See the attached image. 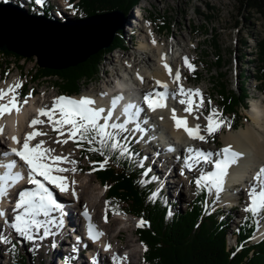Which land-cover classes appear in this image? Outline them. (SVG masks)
<instances>
[{
	"label": "bare ground",
	"instance_id": "6f19581e",
	"mask_svg": "<svg viewBox=\"0 0 264 264\" xmlns=\"http://www.w3.org/2000/svg\"><path fill=\"white\" fill-rule=\"evenodd\" d=\"M143 7V3L138 5L135 9V15L142 14L141 8ZM8 19L14 18L0 14V21L12 23ZM145 23H147V21L141 19L136 23V26L141 30V33L139 45L135 47V52L128 51V53H121L120 57L123 59L121 64L113 58L109 59L111 60V64H113V74H107L103 78L100 86H90L80 94L69 96V98L80 99L82 97H90L97 101V107L107 109L110 107V102L113 97L123 95L124 100L121 101L120 105L116 108L114 118L115 116H119V119L116 120V122L124 123L126 121L125 116L122 114L124 105L133 103L139 107H143V104L141 105L140 102H145V105L148 106L147 102L144 100L146 94L165 93L166 107H157L155 111L148 107L147 111L145 109L138 115V118H134L135 125L133 126V129H136L137 125H139V128L141 129L135 131V134L141 136L140 139L144 144L142 146H146V148L148 146V156L150 155V158L151 154L154 156L152 158V160H154L153 164L159 165L157 164L159 162L163 168L162 171L164 172V175L167 174V176H171L172 173H175L178 177L173 179L175 181V186L182 189L188 181L184 176L185 172L193 171V169L197 168L214 172L216 169L212 166V163L224 158L222 150L225 148L231 147L232 151L241 153L242 155L237 159L236 163L229 166L228 175L224 181V203H226V207H231L235 201H242L240 193L232 188L237 184L241 187V183H244L247 187L246 192L249 193L252 187L257 184L254 177L261 168H264V97L260 102H255L252 109H249L250 119L248 122L237 129H228L223 135V147H214L210 144L213 133H205V129H207L206 122H204L198 110L194 107L193 112H186L184 109L188 105L180 103L181 100L188 99V97L180 95L181 86H183L185 90H199L203 95L201 89L187 86V81L189 79L186 73L187 65L185 64V58H187L188 61L190 60L192 55L190 54L191 50L185 48L186 45L182 46L180 41L160 40L155 34V29L152 28V25H147L148 23ZM42 36L43 37L35 35L34 38L47 44L51 50L52 48L57 49V52H60L65 59H71L78 56L82 49L86 50L89 46H95L104 38V35H101L97 39H94L91 44H83L82 48L77 49L73 44L72 46H70V44L68 45V42H66L67 35H63L62 37L50 35ZM45 44L44 46H46ZM53 53L55 55V60L62 62V58L57 57L55 52ZM136 53H139V56L133 58ZM39 60L40 58H38V61ZM147 63L149 64L147 65ZM165 63L172 68V75H169L168 70L164 67ZM177 70H179L181 78L178 82H174L175 72ZM140 77H143V82ZM157 81L166 84L167 87H161L157 84ZM14 82L15 79L10 80L6 86L2 87V89L5 91L8 90L12 84L14 85ZM101 93H107L108 95L102 97ZM48 97H46V99H42L43 97L37 99L35 94H32L31 97L27 99V104H21L22 111L19 114L13 112V114L4 116L0 119V126H3L4 129L3 133L0 134V146L4 148L2 149V147H0V154L10 151L11 148H20L21 145L15 143L12 140V137L15 136L19 138L21 144L23 143L26 135L34 130L30 127V122L32 119L39 116L38 109L52 108L57 97L68 96L57 94L55 97L52 96V99L51 97ZM153 98L157 99L158 97L154 96ZM198 98V96L192 97L197 103ZM173 109H175L177 117L187 118L188 127L195 128L196 125H199L200 135H203L205 139H192L183 127L177 129L176 123L172 119ZM197 116H199V119H196ZM39 118L46 120L47 117L40 116ZM109 123H111V121H109ZM42 127L43 125L36 126L38 130L44 132ZM50 134L39 137L37 136L38 138L36 137L32 140L31 144L35 145L39 141H45L44 147L55 149V152L53 153L54 155L67 157L69 161H75V163H62L59 165L60 167L69 169V171L59 173V175L67 178L65 182L68 189L67 191L61 192L58 188H53V186L47 185L53 190L54 198L62 207L53 210L48 216H44L41 213L38 215V218H41L42 220L46 219V222H51L54 224L53 226H55V224L61 219L60 216H63L65 213V220L62 228H68L70 232L74 230V233H76L77 230H86L88 227V231L85 233H89V235H82L80 232L75 234L74 240L71 241L75 247V252L77 253V250H80L79 253H82L80 247L77 246V239L81 237L83 242L91 248V252L88 256L89 260H91V253H95L96 257H98L96 260L97 262L95 261L94 264H146L145 262H142V255L139 252V249H137L136 242L138 240L134 237L135 231L132 229V225H127L135 220L134 216H130L129 218L127 214L119 217L114 216L113 218H105V206L100 204L101 201L98 202L103 185H100V181L98 182L97 179L94 178V175L92 176L89 174V167L85 168L82 162L78 161V155L74 151V148H71L72 145L70 142L66 144L62 142L56 143L57 140L49 139ZM155 138L159 139L157 145L160 149L153 148L154 145L152 142ZM174 138L177 139V142L172 140ZM131 141L134 142L133 139H131ZM75 144L76 143L73 142L74 146ZM166 144L171 147H177L179 150L171 155L168 151H165ZM189 148L200 150L204 153H211L213 155V161L205 162L201 160L198 164H193L191 169L188 168L187 164L192 163V161L187 158L193 155V153L187 151ZM12 157L17 159V167L13 172H22L28 176L29 170L27 166L23 161L19 160L18 157L14 155H9L8 157L0 155V161L8 160ZM178 159H180V161ZM177 160L179 161L178 165ZM168 161L170 162V165H167ZM6 163H9V161L5 162V164ZM169 167H171V169H169ZM72 169H75V171H72ZM6 171L7 169L0 168V175L4 174ZM37 178L42 179L40 177ZM9 183H11V181ZM45 183L47 184V182ZM35 188L36 186L30 182L21 186L17 182L12 186L9 189V195L0 200V211L5 213V215L0 216V218L4 221L9 220L11 212L13 217L22 214L23 210H16V204L11 205L8 198L14 197L15 191L22 192L25 190H35ZM257 191L259 190L257 189ZM55 193L60 197L68 199L67 202L70 203L68 204L67 202L57 199ZM104 197L106 198V196ZM8 211L10 212L8 213ZM85 212L87 213V216L85 215ZM69 224L72 229H69ZM90 224L95 227L96 232L103 233V235H100L98 239H93L92 234L89 232ZM123 224H126V226L118 231ZM136 228L138 229L139 227L136 226ZM258 232L264 234V227L263 230L260 229ZM258 232L255 234V237ZM47 233L49 236H52L54 232L52 229H48ZM257 237L260 236L258 235ZM90 241L95 242V248L91 247ZM56 242L58 250H61V241L56 240ZM53 246L55 249L56 245ZM108 246L111 247L108 248ZM68 248L70 251H73V247H67V249ZM128 248H131L130 251H128V253L124 252L125 249ZM113 257H126V259L114 260ZM72 258L71 261L73 262L74 257Z\"/></svg>",
	"mask_w": 264,
	"mask_h": 264
},
{
	"label": "rangeland",
	"instance_id": "374dc122",
	"mask_svg": "<svg viewBox=\"0 0 264 264\" xmlns=\"http://www.w3.org/2000/svg\"><path fill=\"white\" fill-rule=\"evenodd\" d=\"M0 1L33 9V4L30 2V0ZM51 2L55 8L51 9V14L54 19H62V21H67L78 18V12H75L74 9H68L67 6L69 4L67 2L65 3L64 0H51ZM75 2L78 3V0H75ZM141 3L144 4V7L141 8L142 14L146 13L149 21H147L148 24H145L152 25V28L155 29V34L160 40L180 41L182 46L186 45L185 48L191 50L190 54L192 55L188 63L192 64L193 68H197L199 70L201 74V80L195 81L194 79H191L190 70L192 69H190L188 64L185 63L187 65L186 73L189 79L187 81L189 82L187 83V86L192 88L197 87L203 91V106L196 109L201 114L204 122H206V134H209L208 120L206 117H208L209 113H211L213 110L218 112L216 105L217 99H220V96L217 93V90L219 89V82L221 79L228 85L229 88H234L239 91L240 87L244 84V87H246L248 90L246 99L248 100L249 94H251L250 96H256V99L251 100L252 108L255 102H260V100L264 97L261 94V90L264 91V84L259 78V75H261L260 70L262 68V60L261 56L259 55V51L257 50L258 43L261 40H264V18L257 13L253 14L243 10L240 8L239 3L236 0H140L132 11L128 12L127 15L124 14L125 17L122 21L123 27L116 32V35L119 34L123 40L122 46H120L121 48L116 47L111 52L105 54V56L102 58V62L100 63V71L96 78L87 83H83L81 85L79 94L90 86H100L102 84L103 78L107 74H113V64H111V60L109 59L113 58L118 61L119 64H121L123 62V59L120 57L121 53H128V51L135 52V47L139 45L141 33V30L137 28L136 23L139 22L140 19L145 20L141 17L142 14L134 15V13L136 14L135 9ZM34 8H37V6H34ZM38 14L40 13L38 12ZM152 16H157L158 20L154 21ZM161 23L165 24V28L163 30H161L157 25ZM214 39L217 46L214 45ZM217 48H219V52H221L222 56V62L220 66L216 64L218 57ZM138 56L139 53H136L134 54L133 58H137ZM148 64L149 63H147V65ZM38 67H41V65L39 64L36 55H22V58L18 59L17 57L1 54L0 75L2 74L4 76V80H0V89L6 86L10 80H16L18 77L20 78L16 83L21 86L27 80L29 81L31 74L35 72ZM58 82L59 78L56 76L44 77L40 80H36L35 82L31 81V85L26 97L23 99H20L19 97L18 98L22 102L24 99H29L32 93L35 94L37 99H41L42 97V99H46L48 96V98L51 97L52 99L57 94L61 96H67L66 93L62 91V88ZM45 89L49 91V94H45L43 92ZM15 91L17 96L20 95V92H18L17 89H15ZM199 99L200 97L198 98V102ZM252 108H242V113L245 116V119L241 125L247 123L250 119L249 109ZM220 116H222L221 112L219 113V117ZM216 120H218V118H216ZM213 126H215V121L213 122ZM42 129L47 134H50L51 132L49 136L50 140L62 141L68 137L66 132L64 135H61L60 132L54 131L52 125L47 122L43 124ZM228 129H230V127L227 126L223 132L221 131L220 135L218 136L219 138H216L214 132L211 136L210 144L214 147H223V135L228 131ZM139 137L141 138L140 135ZM68 142L71 143V148H74V151L77 153L78 161L82 162L85 168L89 167V174L92 176L94 175V178L97 179L95 169L92 166L93 162L88 161V159L81 154V147H77V142L74 140H68ZM73 142L76 143L75 146L73 145ZM139 148L141 150L140 157L147 165L145 172L156 177V186L161 187L166 191L167 198L170 203L173 204V207H181L185 209L187 203L193 198L194 195L193 184H195L202 175H206L211 172L205 169L201 170L199 168L193 169V171H187L184 173V176L188 180L187 183L184 185L183 189L177 188V186H175V181L173 180L178 178L176 174L172 173L171 176H167V174L164 175V172L162 171L163 168L160 163L158 162L157 164L159 165H154V160H152L154 156H152V154L151 158L150 155L148 156V146L147 148L146 146H140ZM142 148L144 150H142ZM2 149L4 148L2 147ZM178 160L180 161V159ZM178 160L177 165L179 164ZM212 161L213 155H211V162ZM167 165H170L169 161L167 162ZM212 166L215 168V163H212ZM169 169H171V167H169ZM232 189H235L238 193H240L242 201H235V203H240V205H238L235 209L226 207V203H224L225 192L223 190L221 191L223 193L222 197L221 192L218 195L216 194L218 198L220 197L216 208H219L221 213L220 215L223 214L229 219L230 233H227V243L230 242V244L235 245L237 244V236L234 235V231L238 228L241 220L245 217L247 211L244 210V207L250 204L251 199L249 197V193L241 188L238 184ZM214 190L215 189H212L213 192ZM212 191H210L211 194ZM55 197L63 202L68 201V199L60 197L56 193ZM100 201V204L105 206V202L107 200L104 196L100 197L98 202ZM67 203L69 204L70 202ZM9 212L10 211H8V213ZM64 214L63 216H60L61 219L57 224H55V226H53L54 224L51 222H46V219L42 220L36 216V220L40 221V227L37 228L35 225L30 227L29 234L33 237V239H35L34 242L31 243L29 239L21 236L13 227H11V225L16 222V216L13 217L11 212L9 220L4 221L0 218V236L12 237L15 244L18 245L20 251L27 257L28 264H64L62 259H60L62 258L61 254L66 253L63 251V245L72 247L73 244L71 240H74V235L77 234L74 233L73 237H66V239L64 238V236L70 232L68 228H62L65 220ZM130 216H134L136 221L134 220L132 223L127 225H132V229L135 231L134 237L136 240H138L136 242L137 249H142L143 245L139 240L138 229L136 227V229H134L133 227V224H136V222L138 223L141 218L139 216L137 217L135 215L128 214L129 218ZM262 224H264V222H261V225ZM125 226L126 224H123L118 229V231L122 230L121 228ZM48 229L53 230L54 233L52 236H49L48 234L45 235V232L48 231ZM69 229H72L70 224ZM261 230H263V228ZM70 235H72V233H70ZM258 235L260 237H257ZM257 236L254 238V240H252V242L259 243L261 242L260 240L264 238V234L260 232H258ZM56 240L61 241L60 248L62 247L63 249L61 248V250H58ZM11 242L7 243L3 240H0V264H13L9 254L10 245L13 244ZM53 245H56L55 249ZM33 246L35 247L34 249ZM130 249L131 248L125 249L124 252L128 253ZM68 251H70L69 248ZM79 251L80 250H77V253L75 252L76 255L72 254V257H74L72 264H90L89 258L86 255L79 253ZM139 252L141 253L143 260V254L141 250ZM68 253H71V251ZM142 262L144 263V261Z\"/></svg>",
	"mask_w": 264,
	"mask_h": 264
},
{
	"label": "trees",
	"instance_id": "16d2710c",
	"mask_svg": "<svg viewBox=\"0 0 264 264\" xmlns=\"http://www.w3.org/2000/svg\"><path fill=\"white\" fill-rule=\"evenodd\" d=\"M139 1L78 0L76 6L81 11L78 18L112 10H122L127 15ZM236 1L243 10L257 13L264 18V0ZM52 8L51 0H45L42 12L52 17ZM152 19L155 21L158 17L152 16ZM157 25L161 30L165 28L164 23ZM122 43V38L117 34L110 47L99 50L83 62L61 69L38 67L31 74L29 81L20 87L19 97L24 98L27 95L31 81L35 82L48 76L59 78L58 83L64 93L79 94L83 83L96 78L105 54L122 46ZM257 50L262 60L259 78L264 84V40L258 43ZM219 51L217 48L216 64L220 66L222 56ZM1 54L22 58V55L14 51L0 48V56ZM190 77L195 81L201 80L197 68L192 70ZM217 93L220 96V99H217L218 113L221 112L222 116L216 118L224 121L223 126L214 133L216 138H219L220 132L227 126L237 129L243 123L245 116L242 108L247 107L248 90L244 84L240 91L229 88L221 79ZM118 139L120 144L127 148L126 153L122 154L121 148L106 147L102 149L101 154V151L89 150L100 148L98 143L90 145L86 141L79 142L80 151L88 161L93 162L98 181L107 186L108 211L128 212L143 219L142 226L138 228V236L143 245L146 264H264V240L259 243L252 242L257 229L256 216L246 212L245 218L236 230L237 244L229 246L227 243V233H230L229 219L223 214L220 215L219 208L214 205L217 196H211L208 186L198 187L195 183L193 198L187 203L186 208L173 207L165 191L155 189L153 184L156 183V177L151 178L145 172L147 165L140 157L139 146L136 144L129 146L119 137ZM106 159L107 163H104ZM10 240L13 243L9 250L12 263L28 264L27 257L20 251L14 239L10 237Z\"/></svg>",
	"mask_w": 264,
	"mask_h": 264
},
{
	"label": "snow or ice",
	"instance_id": "6c2138e0",
	"mask_svg": "<svg viewBox=\"0 0 264 264\" xmlns=\"http://www.w3.org/2000/svg\"><path fill=\"white\" fill-rule=\"evenodd\" d=\"M39 2V0H38ZM185 63L188 67L194 70L193 66L188 63V59L185 58ZM164 67L168 70L169 75L173 74L172 68L165 63ZM180 72H175L174 82L180 80ZM143 82V77H140ZM161 87L166 88V84H162L157 81ZM20 87L19 84L11 86L8 90L0 89V119L5 115H11L13 112L19 114L22 111L21 104H27L28 100L24 99L22 102L19 100L15 89ZM107 93H101V96H107ZM180 95L188 97V99L181 100V104L188 105L184 110L186 112H193L194 107L199 108L203 106L204 98L199 90H185L183 86L180 87ZM158 97L154 99L153 97ZM200 97L199 102L192 99V97ZM124 100L123 95L113 97L110 102V107L105 109L103 107H97V101L90 97H82L80 99H73L69 97H57L52 108L38 109L39 116L34 118L30 122V127L34 130L28 133L21 144L19 138L13 136L12 140L20 144V148H11L10 151L4 152L0 155L8 157L14 155L23 161L28 168L29 182L36 186L35 190H25L19 193V199L16 203V210H23L22 214L15 217V223L11 225L21 236L31 240L33 237L29 234V229L32 225L37 228L40 227V221L35 217L41 213L44 216H48L53 210L60 209L62 206L54 198L53 190L47 185L58 188L61 192L67 191L66 180L67 178L59 175L69 171V169L60 167L62 163H75V161H69L67 157L54 155L55 149L44 147L45 141H39L35 145L31 144L37 136L47 135L36 128L37 125H43L46 122L50 123L54 131L60 132L64 135L68 134L67 139L63 141L57 140L56 143H68V140H74L78 143L86 141L88 144L98 143L100 148H90L91 151H101L102 149L109 148H121L122 154L127 152V148L120 144L118 139L120 132L122 131H139V125L136 129H128L127 124L134 118H138V114L143 112L144 109L136 104L130 103L123 106L122 114L128 117L124 123H117L116 120L119 116H115L116 108L120 105V102ZM144 100L147 102L148 107L155 111L157 107H166V94L165 93H148L145 95ZM133 109L136 111L134 112ZM172 119L176 123L177 129L183 127L188 133L190 138L204 140L205 137L200 135V126L196 125L195 128L188 127L187 118L177 117L175 109L172 110ZM40 116L47 117V121L40 119ZM219 113L213 110L212 113L206 117L208 120V132L209 134L218 131L223 126L224 121L216 120ZM199 119V116L196 117ZM103 121V122H101ZM111 121V123H109ZM215 121V126L213 122ZM4 131L3 126H0V134ZM124 139H127L126 137ZM111 141V143H109ZM189 153H193L192 156L187 159L192 161L188 163L187 167L192 168L193 164H198L201 160L205 162H211V153H204L203 151L189 148ZM224 158L215 162V171L202 175L196 184L198 187L209 186V191L215 189L218 195L224 190V181L228 175V168L231 164L236 163L237 159L242 155L232 151L231 147L222 150ZM104 163H107V159ZM103 167V165H101ZM17 167V161L12 160L6 164H0V168L7 169L4 174L0 175V200L9 195V189L14 186L18 181L24 179V176L20 172H13ZM75 171V169H72ZM40 177L42 179H39ZM254 179L258 182L249 191V197L251 204L245 210L252 213L254 216L261 215L264 210V168H261ZM11 181V183H9ZM47 182V184L45 183ZM206 182H210L207 183ZM259 188V191H257ZM5 213L0 211V216H4ZM87 216V213L85 212ZM90 219V218H89ZM143 223V222H141ZM89 232L92 234L93 239H98L103 233L95 231L93 225H89ZM47 231L45 235H47ZM79 239V238H78ZM0 240L9 242L7 237L0 236ZM111 246H108L110 248ZM114 260L126 259L113 257Z\"/></svg>",
	"mask_w": 264,
	"mask_h": 264
},
{
	"label": "water",
	"instance_id": "95a60500",
	"mask_svg": "<svg viewBox=\"0 0 264 264\" xmlns=\"http://www.w3.org/2000/svg\"><path fill=\"white\" fill-rule=\"evenodd\" d=\"M0 14L16 19H8L13 24L0 21V48L14 51L23 56L36 55L37 58H40L41 66L53 69H61L83 62L92 54L109 47L116 32L122 29V21L125 17L123 11L112 10L75 20L61 21L45 14L30 12L20 5L2 2H0ZM35 35L39 37H43L42 35L58 37L67 35L68 45L72 46L73 44L77 49L82 48L83 44H91L101 35H104V38L99 44L89 46L86 50L82 49L78 56L65 59L60 52H57V49L52 48L51 50L47 44L36 40ZM53 52L57 54V57L62 58V62L55 60Z\"/></svg>",
	"mask_w": 264,
	"mask_h": 264
}]
</instances>
